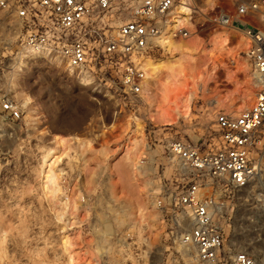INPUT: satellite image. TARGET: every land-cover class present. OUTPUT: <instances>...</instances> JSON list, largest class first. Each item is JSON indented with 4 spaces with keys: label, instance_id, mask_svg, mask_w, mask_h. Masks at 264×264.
<instances>
[{
    "label": "rangeland",
    "instance_id": "1",
    "mask_svg": "<svg viewBox=\"0 0 264 264\" xmlns=\"http://www.w3.org/2000/svg\"><path fill=\"white\" fill-rule=\"evenodd\" d=\"M214 30L222 31L210 29L182 39L199 40L206 46L222 36L227 38L226 46L215 44L207 54L227 62V52L240 49L241 35L226 29L215 34ZM20 31V22L0 11V264H192L190 254L175 252L166 212L155 206L157 201L167 205L164 186L170 191L176 188L174 169L165 158L166 147L174 139L199 142L203 135L209 140L217 137L215 115L229 112L213 109L205 94L194 98L188 120L155 126L148 122L147 106L140 98L133 101L117 96L107 75L93 73L94 78L89 79L69 71L56 58L22 51ZM240 56L238 60L245 58L243 53ZM237 77L243 82L241 74ZM231 88L219 71L217 83L209 86L207 94L222 95ZM6 100L16 105L18 119L2 111ZM126 113L143 122L144 154L132 189L117 172L112 175L109 170L111 164L124 163L126 149L136 137L134 123L122 119ZM54 137L64 139L66 148L43 164L46 153L54 149ZM79 140L86 144L81 157L75 149ZM49 160H53L60 183L53 203L42 192V171ZM114 177L116 186L112 187ZM138 186L142 199L165 223L154 245L130 218L127 198ZM261 195L264 188L258 189V180L242 191L228 193L219 224L229 250L264 260V210L258 208ZM65 198L80 207L73 215L66 213L58 219Z\"/></svg>",
    "mask_w": 264,
    "mask_h": 264
},
{
    "label": "built area",
    "instance_id": "2",
    "mask_svg": "<svg viewBox=\"0 0 264 264\" xmlns=\"http://www.w3.org/2000/svg\"><path fill=\"white\" fill-rule=\"evenodd\" d=\"M178 7L189 9L197 33L227 29L245 34L249 48L244 55L259 92L252 108L237 117L216 113L217 137L168 144L165 158L174 169L176 188L164 186L167 205L157 201L155 206L166 212L175 252L190 254L192 264H264L245 251L229 250L219 224L228 193L257 180L258 189L264 188V0H215L211 6L203 0H0V11L21 24L22 51L56 58L89 79L93 73L107 75L117 96L133 101L142 78L137 61L162 55L157 40ZM189 33L182 26L175 35ZM2 111L20 117L12 101H4ZM258 208L264 210V195Z\"/></svg>",
    "mask_w": 264,
    "mask_h": 264
},
{
    "label": "bare ground",
    "instance_id": "3",
    "mask_svg": "<svg viewBox=\"0 0 264 264\" xmlns=\"http://www.w3.org/2000/svg\"><path fill=\"white\" fill-rule=\"evenodd\" d=\"M214 1L203 0V4L204 6H211ZM182 13L186 16L181 17L179 14ZM188 15L189 9L176 8L172 24L157 40L163 50L161 57L166 56L164 52L169 54L168 57L156 59V57L144 55L137 61L138 69L142 72V78L138 83L140 86L138 97L147 106L148 122L155 126H173L178 124L179 120H188L192 112L194 98L205 94L206 98L211 99L214 105L213 109H222L228 111V114H232L233 117H237L241 112L252 108L256 94L259 92V86L253 82L251 63L248 57L244 55L245 58L237 59L241 57V53L245 54L249 48V41L245 34L235 32L241 35L237 46L240 49L238 52H231L232 55L227 52V55L229 54L226 56L227 62L220 61L217 58L207 56V54L215 44L224 47L229 40L222 36L206 46L201 45V42L195 39L190 42L185 41L184 39L190 37L189 35H197V30L189 22ZM182 26L189 28L190 33L186 37L175 35L177 29ZM223 30L212 32L218 34L224 32ZM204 41L206 42L208 39ZM174 54H179V56L174 58ZM219 71H223L224 82L232 88L226 94L209 96L207 94L209 86L217 83ZM239 74L243 76V82H240L237 77ZM122 119L126 124L134 123L136 137L131 146L126 149L124 163L111 164L109 170L112 175L117 172L118 176L126 180L124 181L126 186L132 189L134 184H137L135 171L144 154L143 122L130 113L122 115ZM52 141L54 149L46 153L43 164H46L47 159L54 157L59 150L66 148L64 139L54 137ZM85 148L86 144L83 141H77L75 149L80 157ZM49 162L42 171V192L53 203L60 191V183L59 174L53 168V160H49ZM115 182L116 177L112 179V187L116 186ZM139 189L141 190L138 186L136 196L135 191L127 198L130 218L139 227L144 239L150 245H154L164 231L165 223L161 220L160 213L142 199ZM112 193L117 199L115 189ZM62 205H64L62 214L56 215L58 219H62L66 213L73 215L80 207L78 203L70 202L67 198ZM62 245L66 249V241H63ZM91 264L97 263L92 261Z\"/></svg>",
    "mask_w": 264,
    "mask_h": 264
},
{
    "label": "crops",
    "instance_id": "4",
    "mask_svg": "<svg viewBox=\"0 0 264 264\" xmlns=\"http://www.w3.org/2000/svg\"><path fill=\"white\" fill-rule=\"evenodd\" d=\"M164 54H165L166 56H163V57H161V58H156V59H162V58H164V57H168V56H169V54H167L166 52H164ZM167 55H168V56H167ZM176 55H177V54H174L173 56L176 57ZM152 58H154V57H152Z\"/></svg>",
    "mask_w": 264,
    "mask_h": 264
}]
</instances>
